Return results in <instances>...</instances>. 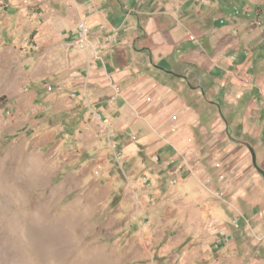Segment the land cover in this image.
Instances as JSON below:
<instances>
[{
    "label": "rangeland",
    "instance_id": "1",
    "mask_svg": "<svg viewBox=\"0 0 264 264\" xmlns=\"http://www.w3.org/2000/svg\"><path fill=\"white\" fill-rule=\"evenodd\" d=\"M76 1L0 0V264H264V96L199 69L173 81L195 117L178 161L123 153L134 134L70 115Z\"/></svg>",
    "mask_w": 264,
    "mask_h": 264
},
{
    "label": "crops",
    "instance_id": "2",
    "mask_svg": "<svg viewBox=\"0 0 264 264\" xmlns=\"http://www.w3.org/2000/svg\"><path fill=\"white\" fill-rule=\"evenodd\" d=\"M128 3L76 1L78 21L83 15L90 27L89 40L99 47L100 54L96 59L89 48L78 51L77 27L65 25L67 32L62 38L67 40L58 44H63L69 55L65 63L70 74V115L82 116L86 133L134 134L139 144L125 142L123 153L127 155L134 156L141 147L150 160L157 156V161L174 164L191 144L189 124L195 117L180 94V84L175 85L166 73L179 74L189 84L191 73L211 70L222 78L217 93L226 87L238 99L253 91L259 94L256 99L263 98L264 29L228 12L231 3L232 7H255L264 0H212L205 6L197 0ZM99 26L112 30L116 42ZM209 41L211 49L204 47Z\"/></svg>",
    "mask_w": 264,
    "mask_h": 264
},
{
    "label": "built area",
    "instance_id": "3",
    "mask_svg": "<svg viewBox=\"0 0 264 264\" xmlns=\"http://www.w3.org/2000/svg\"><path fill=\"white\" fill-rule=\"evenodd\" d=\"M230 16L249 19L255 27L264 29V4L255 7L233 5ZM99 29L101 31H107L109 35H111V41L113 43L116 42V40L113 38L112 30L108 31V28L105 26H99ZM89 36L90 27L88 25V22L83 15H80L76 30L75 48L81 52L89 48L92 52L93 57L98 59L100 54L99 47L90 42ZM244 55L248 57L249 53L244 52ZM244 83L248 84L249 80L245 79ZM47 90L51 91L52 86L47 87ZM115 92L118 93V88H115Z\"/></svg>",
    "mask_w": 264,
    "mask_h": 264
},
{
    "label": "water",
    "instance_id": "4",
    "mask_svg": "<svg viewBox=\"0 0 264 264\" xmlns=\"http://www.w3.org/2000/svg\"><path fill=\"white\" fill-rule=\"evenodd\" d=\"M224 122H225V119L223 118ZM225 134L226 136L233 142V143H236L237 141L235 139H233L230 135V132H229V129H228V125L226 123V129H225ZM248 150L251 154V160H252V165L253 167L257 170V172H259L261 175H262V178H263V181H264V171L262 169H260L257 165V161H256V154L254 152V150L248 146Z\"/></svg>",
    "mask_w": 264,
    "mask_h": 264
},
{
    "label": "trees",
    "instance_id": "5",
    "mask_svg": "<svg viewBox=\"0 0 264 264\" xmlns=\"http://www.w3.org/2000/svg\"><path fill=\"white\" fill-rule=\"evenodd\" d=\"M168 77H170V79H172V81L178 83V82H184L185 78L180 76L179 74H175L172 72H167L166 73Z\"/></svg>",
    "mask_w": 264,
    "mask_h": 264
}]
</instances>
